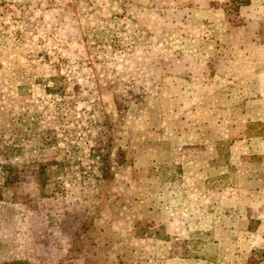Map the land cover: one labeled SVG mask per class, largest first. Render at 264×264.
<instances>
[{"label": "rangeland", "instance_id": "obj_1", "mask_svg": "<svg viewBox=\"0 0 264 264\" xmlns=\"http://www.w3.org/2000/svg\"><path fill=\"white\" fill-rule=\"evenodd\" d=\"M237 14L0 0V264H264V65Z\"/></svg>", "mask_w": 264, "mask_h": 264}, {"label": "crops", "instance_id": "obj_2", "mask_svg": "<svg viewBox=\"0 0 264 264\" xmlns=\"http://www.w3.org/2000/svg\"><path fill=\"white\" fill-rule=\"evenodd\" d=\"M237 17L241 23L237 30L244 36L243 46L253 50L251 55L264 65V41L261 35V27L264 26V0H250L247 5L239 8ZM258 75L260 76L254 69L252 77L259 80ZM258 85L261 87L260 81ZM254 86L257 87L256 82Z\"/></svg>", "mask_w": 264, "mask_h": 264}, {"label": "trees", "instance_id": "obj_3", "mask_svg": "<svg viewBox=\"0 0 264 264\" xmlns=\"http://www.w3.org/2000/svg\"><path fill=\"white\" fill-rule=\"evenodd\" d=\"M250 0H231V3L236 7V11L239 10L241 6L247 5Z\"/></svg>", "mask_w": 264, "mask_h": 264}]
</instances>
